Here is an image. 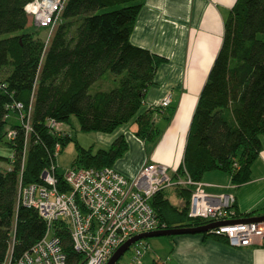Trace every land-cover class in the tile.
I'll return each mask as SVG.
<instances>
[{
  "label": "trees",
  "instance_id": "16d2710c",
  "mask_svg": "<svg viewBox=\"0 0 264 264\" xmlns=\"http://www.w3.org/2000/svg\"><path fill=\"white\" fill-rule=\"evenodd\" d=\"M32 1L0 0V36L5 35L0 38V143L6 138L13 150L9 158L0 156V264L10 248L18 257L45 233L37 213L23 206L16 211V204L19 182L41 183L56 144L61 152L70 140L68 132L51 133L49 119L65 125L74 117L82 132L104 134L133 122L138 127L135 135L149 154L161 137L153 113L141 112V106L166 60L130 42L144 0H66L47 42L24 32L29 22L25 8ZM105 9L109 11L100 12ZM107 74L114 77L111 87H97ZM14 102L26 112L31 106L27 132L9 120L10 113H18L7 108ZM8 130H16L14 140L7 139ZM263 148L264 0H236L224 21L221 47L192 115L176 175L186 173L201 181L206 173L218 170L241 185L250 180L251 166ZM127 149L123 135L108 149L95 152L76 144L73 167H112ZM2 164H11V170H3ZM56 175L58 189L67 191L62 173ZM172 190L182 200L180 206L171 203ZM191 190L175 187L152 198L165 229L209 224L188 217ZM200 235L226 241L210 232ZM62 237L66 240V233ZM65 251L68 264H75L77 256L68 245ZM151 264L164 262L155 259Z\"/></svg>",
  "mask_w": 264,
  "mask_h": 264
},
{
  "label": "built area",
  "instance_id": "2783aa9c",
  "mask_svg": "<svg viewBox=\"0 0 264 264\" xmlns=\"http://www.w3.org/2000/svg\"><path fill=\"white\" fill-rule=\"evenodd\" d=\"M65 2L33 0L25 8L33 25L50 31L46 42L59 21ZM170 103L171 95L167 94L160 108H167ZM7 108L18 112L19 123L26 132L29 131L31 106L27 112L19 102ZM47 126L51 133L57 134L62 125L49 119ZM16 134V130H8L6 137L14 140ZM59 154L60 145L56 144L50 164L40 176L41 183L23 186L20 181L18 185L16 211L19 206L33 209L45 224L43 237L18 257L10 248L3 264H68L67 245L77 256L75 264H106L128 239L165 229L151 200L159 191L175 187L192 189L188 217L208 223L222 222L209 232L224 238L229 246H264V222L232 223L236 220L235 197L231 193H208L203 182L192 180L186 173L178 176L176 171L157 162H146L130 179L113 167H72L62 173V181L68 190L60 191L56 175ZM23 163L24 155L21 172ZM65 233L66 240L62 237ZM130 248L129 264H141L149 251L148 244L139 240Z\"/></svg>",
  "mask_w": 264,
  "mask_h": 264
},
{
  "label": "crops",
  "instance_id": "0c3cea01",
  "mask_svg": "<svg viewBox=\"0 0 264 264\" xmlns=\"http://www.w3.org/2000/svg\"><path fill=\"white\" fill-rule=\"evenodd\" d=\"M235 1H143L130 42L166 60L158 67L154 83L147 88L141 106V112L153 113L152 121L159 126L161 137L149 154L145 142L135 135L138 127L133 122L103 136L107 137L104 141L107 146L118 136H124L128 149L112 166L124 177L136 176L146 162L165 164L171 171H176L182 164L190 121L221 47L224 21ZM113 79L112 75L106 76L103 80H107L105 89L111 87ZM167 94L171 95V103L162 109L160 104ZM185 112L187 122L180 131L178 120ZM167 136L170 139L162 146ZM206 177L208 181L201 180L206 192L234 195V220L264 216V148L251 166L248 182L234 185L229 183L231 177L228 174L218 170ZM169 198L173 205L182 204L173 190ZM146 255L141 264H145ZM150 258L152 262L155 257ZM164 264H264V246L233 248L224 240L200 234L179 235L171 241Z\"/></svg>",
  "mask_w": 264,
  "mask_h": 264
},
{
  "label": "rangeland",
  "instance_id": "374dc122",
  "mask_svg": "<svg viewBox=\"0 0 264 264\" xmlns=\"http://www.w3.org/2000/svg\"><path fill=\"white\" fill-rule=\"evenodd\" d=\"M109 11V9L101 10L100 12H106ZM24 32L27 33H36L41 39L46 40L48 38V35L50 33L47 29L38 28L35 25L32 24V20L29 17V22L27 27L25 28ZM5 37V35L0 36V38ZM106 76H111L110 74H107ZM106 78V77H105ZM106 81H98L97 87L101 89H105L107 85ZM93 89H97L95 86ZM91 91H93L91 89ZM9 120L12 123H19L18 117L10 113ZM59 132L64 133L68 132L70 136V140L63 146L61 149V152L57 158V168L58 172L64 173L66 170H69L73 167L74 161L76 159V144L80 145L81 147L88 149L92 148V150L95 152L98 149H108L110 146H107V144L104 143V141H107V137L103 138L104 133H98V132H82L79 128L77 120L72 117L69 124H65L60 126ZM58 132V133H59ZM6 138H4V141L0 143V156L9 158L13 154V150L8 147L5 143ZM157 146V145H156ZM156 146L152 149V152L155 150ZM151 148V147H150ZM12 166L11 164H2V169L9 171L11 170ZM213 172V171H211ZM211 172H208L209 174ZM206 173L201 180L208 181V177ZM231 179L230 182L231 183ZM173 236L169 237H157V238H150L144 240L146 244H148L149 251L145 254L147 257L143 260L145 264H151V256H154V260L158 259L161 260L159 257H162V262H165L166 254L169 251V247H171V241L173 240ZM131 255H132V249L130 248L118 261L119 264H129L131 261ZM144 255V256H145Z\"/></svg>",
  "mask_w": 264,
  "mask_h": 264
},
{
  "label": "water",
  "instance_id": "95a60500",
  "mask_svg": "<svg viewBox=\"0 0 264 264\" xmlns=\"http://www.w3.org/2000/svg\"><path fill=\"white\" fill-rule=\"evenodd\" d=\"M244 222H264V216L236 220L232 223H244ZM222 222L209 223L196 228H171L157 230L153 232L142 233L128 239L123 245H121L111 256L106 264H117L120 258L130 249V247L139 240H146L157 237H169L179 235H195L209 232L210 230L220 226Z\"/></svg>",
  "mask_w": 264,
  "mask_h": 264
},
{
  "label": "bare ground",
  "instance_id": "6f19581e",
  "mask_svg": "<svg viewBox=\"0 0 264 264\" xmlns=\"http://www.w3.org/2000/svg\"><path fill=\"white\" fill-rule=\"evenodd\" d=\"M186 122H187V118H186V112H185L184 116L183 117H180L179 120H178V127H177V129L180 130V131H182L184 129V127H185ZM169 139H170V137L167 136L166 139H164V141L162 143V146L165 145V143L167 141H169Z\"/></svg>",
  "mask_w": 264,
  "mask_h": 264
}]
</instances>
